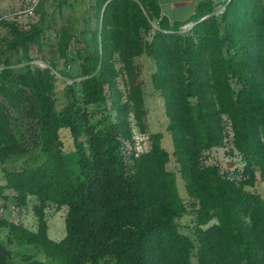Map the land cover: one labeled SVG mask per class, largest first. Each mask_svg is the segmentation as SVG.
Masks as SVG:
<instances>
[{"label": "trees", "instance_id": "1", "mask_svg": "<svg viewBox=\"0 0 264 264\" xmlns=\"http://www.w3.org/2000/svg\"><path fill=\"white\" fill-rule=\"evenodd\" d=\"M91 8L95 26L90 47L74 54L77 75L59 64L75 37L68 25L54 53L44 50L40 23L25 30L1 21L9 33L0 38V163L26 161L3 166L0 191L11 188L16 205L36 196L38 228L0 217V230L57 264H264V197L254 169L264 182V0H201L192 18L176 21L159 0H93ZM143 53L156 62L172 151L163 132H148ZM136 127L149 140L143 147ZM228 136L242 168L207 162L205 152ZM173 156L187 200L168 168ZM50 202L67 206L61 239L48 232ZM189 208L195 237L178 223ZM0 264H17L1 239ZM22 264L49 261L25 255Z\"/></svg>", "mask_w": 264, "mask_h": 264}, {"label": "rangeland", "instance_id": "2", "mask_svg": "<svg viewBox=\"0 0 264 264\" xmlns=\"http://www.w3.org/2000/svg\"><path fill=\"white\" fill-rule=\"evenodd\" d=\"M36 0H0V38L9 33V27L1 23L2 20L16 21L23 29H29L32 24L40 23L45 27L44 50L46 52H54L57 48L56 42L59 34V29L63 25H68L70 31L74 34L72 44L69 48V58L60 57V66L67 68L72 74H79L78 59L74 58V54L78 46H89L91 41V29L95 26L93 9L91 4L93 0H37L35 12L28 14L27 9ZM42 4V9L38 6ZM224 5L219 6L222 10ZM195 18V16H194ZM194 24L191 21L183 26L184 29L190 28ZM149 34V38H151ZM90 47V46H89ZM84 50V49H82ZM55 53V52H54ZM58 54V52H56ZM59 56V55H58ZM41 65H46L41 59L35 60ZM137 61L142 66L141 78L144 82L145 101L148 109V132H163L162 144L173 150V137L167 129L168 116L166 114L165 99L160 90L154 86L153 72L156 69V62L153 56L143 53L137 58ZM69 81L71 79L69 78ZM63 83L60 86L63 87ZM136 147H143L149 143L147 136H142L135 128ZM62 136L66 145L72 147V138L67 129H63ZM131 146V145H129ZM128 146V148H130ZM207 162L218 163L223 169L227 168H242L244 159L240 152L234 148L231 141V136H228L224 143L216 145L205 152ZM29 160V159H28ZM27 160V161H28ZM26 160L20 158L15 161H7L5 164L0 163V186L6 182L3 166L9 168H20ZM168 168L177 172L178 188L181 195L187 200L188 195L185 188L184 178L178 170V164L174 158L168 162ZM254 169L258 175L255 189L261 192L264 197V182L260 179V167L255 165ZM37 198L34 195H29L28 203L25 205H16L15 192L8 187H3L0 191V217L14 219L23 222L25 226L32 230L38 228V216L34 211V204ZM67 206H58L55 202H50L46 207V216L49 223L48 232L54 239H61L66 234L65 215ZM180 229L195 237L194 229L196 226V215L190 208L178 218ZM0 239L4 240L12 249L17 264H22V257L25 255L40 257L49 261V264H57L48 258L41 248H35L32 245H20L16 241L9 238V228L5 227L0 230ZM195 261V257H194ZM101 264H116L112 262H102Z\"/></svg>", "mask_w": 264, "mask_h": 264}, {"label": "crops", "instance_id": "3", "mask_svg": "<svg viewBox=\"0 0 264 264\" xmlns=\"http://www.w3.org/2000/svg\"><path fill=\"white\" fill-rule=\"evenodd\" d=\"M162 11L171 21L192 18L201 0H159ZM221 1V0H215Z\"/></svg>", "mask_w": 264, "mask_h": 264}, {"label": "built area", "instance_id": "4", "mask_svg": "<svg viewBox=\"0 0 264 264\" xmlns=\"http://www.w3.org/2000/svg\"><path fill=\"white\" fill-rule=\"evenodd\" d=\"M37 2V0H36ZM36 2H34L28 9H27V12L28 14H33L35 12V5H36Z\"/></svg>", "mask_w": 264, "mask_h": 264}, {"label": "water", "instance_id": "5", "mask_svg": "<svg viewBox=\"0 0 264 264\" xmlns=\"http://www.w3.org/2000/svg\"><path fill=\"white\" fill-rule=\"evenodd\" d=\"M205 17H207V16H204L203 18H201V19H204Z\"/></svg>", "mask_w": 264, "mask_h": 264}]
</instances>
